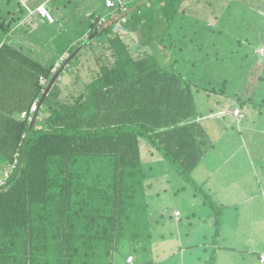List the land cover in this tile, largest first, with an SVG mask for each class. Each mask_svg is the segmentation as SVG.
Here are the masks:
<instances>
[{
  "label": "trees",
  "instance_id": "16d2710c",
  "mask_svg": "<svg viewBox=\"0 0 264 264\" xmlns=\"http://www.w3.org/2000/svg\"><path fill=\"white\" fill-rule=\"evenodd\" d=\"M107 1L98 0L96 10L88 14L90 34L83 37L86 27L76 30L71 41L56 14L60 3L38 2L35 13L45 6L55 18L51 24L44 19L47 32L53 33L43 45L56 43V49H50L56 59L50 57L44 64L30 51L29 40L37 36V28L31 36L19 26L26 16L20 17L10 0H0V264H178L177 251L165 248V242H179L180 236L165 225L157 230L148 224L147 197L154 184L146 185L145 144L148 155H159L174 167L193 184L194 197L209 205L211 216L202 222L213 219L215 232L209 234L214 248L222 246L223 208L228 204L213 184L214 191L208 189L214 173L204 177L199 172L209 162L228 164L227 159L212 157L216 141L197 97L202 91L230 97L242 109L263 106L264 100L259 104L248 95L241 98L228 76L216 74L213 63L221 60L204 53L212 31L208 24L220 13L216 0H193L190 5L192 15L197 14L199 55L189 60L172 59L175 48L163 46L167 33L175 35L172 30L184 0H110L112 6ZM144 8L148 16L139 17ZM119 25L138 27L140 41L152 54L135 58L117 36ZM92 38L100 43L99 54L91 57L93 71L74 77ZM33 42L40 43L35 38ZM108 50L112 58L106 56ZM200 67H209L208 76ZM63 79H70L73 87L65 95ZM241 112L238 117L233 112L237 124L247 118ZM240 142L233 143L234 149L251 155ZM180 215L176 219H184ZM203 246L207 250V243ZM211 252L205 263L217 264L216 250ZM252 254L264 264V252Z\"/></svg>",
  "mask_w": 264,
  "mask_h": 264
},
{
  "label": "rangeland",
  "instance_id": "374dc122",
  "mask_svg": "<svg viewBox=\"0 0 264 264\" xmlns=\"http://www.w3.org/2000/svg\"><path fill=\"white\" fill-rule=\"evenodd\" d=\"M35 1L41 2L42 0ZM43 1L47 2L48 0ZM68 1L71 2L67 3ZM192 1L184 0L180 6L174 25L177 26L172 30L177 37L170 33L165 36L163 46L169 51L175 48L174 53L171 54L172 59L189 60L193 56L198 58L197 44L199 43L195 39L198 30L194 23L197 21V14L192 15L194 12L190 8ZM57 2L61 5L56 14L59 22L62 21L63 30H65L63 34L71 41L75 38L74 31L83 30L86 27L83 37L88 36L92 29L88 14L96 10L98 0H57ZM215 2L216 9L220 13L217 19L213 17L208 24L212 27V31H209L208 38H206L207 45L204 48V53L212 60L215 56L221 60V64L217 61L215 64L213 63L216 74L228 76L227 78L229 81L232 80L234 89L238 92L237 94L241 95V98L248 95L247 97H252V100L260 104V100H264V0H216ZM144 9L142 16L137 13L135 16L146 18L148 15L145 14L146 9ZM53 19L54 22V16ZM47 21L50 24L53 23L48 19ZM35 24L27 29L31 32V36L37 28ZM139 26L141 29L142 24ZM140 29L134 26L125 28L123 25H119L117 30V36H120L131 49L135 58L145 52L152 54L150 47L140 41L142 37ZM47 30L48 25H43L36 30L37 36L33 37L32 41L29 40V43L33 44L32 47L30 46L31 55L44 64H49L50 57L51 60L56 59V54L50 50L56 49V43L50 42L47 47L43 45L50 40L49 36L53 33L51 29L49 32ZM198 36L200 37V34ZM34 38L40 43H34ZM179 39L186 42L179 43L176 41ZM96 41H98L97 38H92L85 48L86 52L89 51V56L82 57V64L76 66L81 71L76 72L74 77H81L88 71H93L91 57L99 54L96 44L100 45ZM56 42L58 44L59 40ZM109 55L111 56L110 50L107 51L106 56ZM94 68L97 70V67L94 66ZM200 70L202 74H205L204 76H208L209 67H200ZM70 79L62 80L63 95L73 90ZM196 83L203 86L205 82L196 78ZM208 93L200 92L197 101L203 113V119L216 141V150L212 157L215 158L214 160L227 159L226 163L229 167L225 165L221 167L220 163L216 162L211 165L209 162L204 167L202 166L198 172L204 177L214 173L215 179L208 185V189L213 192L214 190L211 189L213 184L215 187L212 188L217 189L222 202L228 204L226 208H223L225 213L222 218H224L225 226L222 233L223 240L220 239L222 246L214 248L213 234H209L214 228L213 219L207 223L202 222V218L211 216L209 205H205L198 197H194L196 189L193 184L187 182L174 167L167 165L159 155H148L149 147L145 144L143 145V163L149 178L146 185L149 186L150 182L154 184L147 197L150 205L148 224L157 230L164 228L163 225H165L164 229L167 228L169 232L171 230L175 235L180 236L179 242H165L167 244L165 248L170 246L172 250L177 251L174 260L178 264H206L205 261L209 260L213 249L216 250L217 264H260L252 253L257 250L264 252V158L262 160L257 158V156H264V105H256V107L252 104L246 105L244 109L248 113V118L242 119L241 124H237L232 115L229 118L213 119L211 113H214L213 116L227 115L228 111L233 110L238 102L227 97L231 101L225 105L222 102L227 100L226 98L208 95ZM219 112L221 113L216 114ZM239 138L242 146L249 147L248 154L255 156L253 159L249 155L253 159V165L247 155L236 151L232 146L233 143H237ZM161 161L163 163H160ZM215 181H218V185L223 184V186L218 187L217 183H214ZM254 193L257 195V198H254L255 202L248 204ZM196 211L195 215L193 212ZM179 213L184 219H176L175 216ZM237 214L242 218H238ZM205 243L208 245L207 250L203 246ZM223 246L229 248H222ZM257 246L260 248L258 249ZM179 247L183 248L182 251H179ZM154 254L155 257V251ZM137 259L140 261L141 258ZM133 260L134 257L131 256L129 262Z\"/></svg>",
  "mask_w": 264,
  "mask_h": 264
},
{
  "label": "crops",
  "instance_id": "0c3cea01",
  "mask_svg": "<svg viewBox=\"0 0 264 264\" xmlns=\"http://www.w3.org/2000/svg\"><path fill=\"white\" fill-rule=\"evenodd\" d=\"M3 1H6V0H3ZM49 1H47V2H49ZM10 2H11V5L13 6V8L19 13V16L20 17H25L26 16L24 19L21 20V23L19 24L20 27H23L24 28V30L30 28L34 23H36L35 26L37 27V29L40 28V27H42L43 25H45L44 18H42L41 16H39L37 13H35V9H36L37 3H38L35 0H10ZM22 8H24V9L22 10ZM240 105L241 104L238 103L237 105H235V108L234 109L235 110L239 109L240 111L241 110L242 111L244 110V112L246 113L247 118H248V113L245 111V109L240 108ZM234 109L233 110L230 109V111H228L229 114H231V115L234 116V114H233V112L235 113V110ZM241 115H243L242 112H241ZM235 117H238V116L235 114ZM235 119H237V118H235ZM243 130H245V129H243ZM250 156H248V157L250 158ZM252 160L253 159L250 158L251 165L254 164V162ZM253 191H254V189H253ZM255 197L257 198L256 193H254L253 198L249 200L248 204L249 203H252V202H255L254 201L255 200L254 199ZM237 215H238V218H242L239 214H237ZM260 252H263V251H260Z\"/></svg>",
  "mask_w": 264,
  "mask_h": 264
},
{
  "label": "built area",
  "instance_id": "2783aa9c",
  "mask_svg": "<svg viewBox=\"0 0 264 264\" xmlns=\"http://www.w3.org/2000/svg\"><path fill=\"white\" fill-rule=\"evenodd\" d=\"M107 4L108 6H112L113 5V2L112 1H107ZM37 13L42 17L44 18L45 20H49V21H52L53 22V16L52 14L49 12V10L45 7V6H40L38 9H37ZM33 110H36V106L33 107ZM235 114L237 116H240L241 115V111L239 109L235 110ZM261 262L264 263V254H262L261 256Z\"/></svg>",
  "mask_w": 264,
  "mask_h": 264
}]
</instances>
